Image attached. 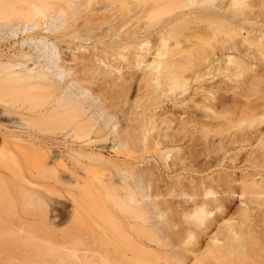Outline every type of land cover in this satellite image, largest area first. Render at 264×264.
<instances>
[{"label": "bare ground", "instance_id": "obj_1", "mask_svg": "<svg viewBox=\"0 0 264 264\" xmlns=\"http://www.w3.org/2000/svg\"><path fill=\"white\" fill-rule=\"evenodd\" d=\"M0 264H264V0H0Z\"/></svg>", "mask_w": 264, "mask_h": 264}, {"label": "rangeland", "instance_id": "obj_2", "mask_svg": "<svg viewBox=\"0 0 264 264\" xmlns=\"http://www.w3.org/2000/svg\"><path fill=\"white\" fill-rule=\"evenodd\" d=\"M93 7L99 10V5H94ZM82 45L86 46L88 48V51L83 52L82 50L73 49L71 52L78 54V56L82 54H87L88 52H94V49H92V45H94L93 43L87 41L84 44L82 43ZM98 49L100 48L98 47ZM61 51L64 52L66 56L69 53V50H65L64 48H62ZM101 76L104 77V80L100 79L98 81V85L101 87L104 93L109 95L112 94L113 91H116L118 89V81L113 76H108L106 72ZM88 113L94 114L96 118H98V122L100 125H103V119L107 120L108 122L104 125V131L108 132L109 129H113L112 133L106 135V137H104L105 139L102 141H97L93 143L91 142L87 144L88 146L83 144L85 146H83L84 148L82 156L75 158L74 160H70L68 158L69 154H66L62 151L65 149V147L62 145L58 147V151L62 153H54L53 147L51 149V156H54L53 158L57 159L60 155L63 164L68 166L79 179H87L88 181L94 183L109 184L114 182L116 178L112 170L108 168L107 163L117 162L122 159V155L117 153L120 151L115 150L116 145L111 148L112 145L117 141L116 133H114V130L122 128L125 122L120 121L116 123L115 120L108 114V112L104 110V103L100 100H97L95 102L93 109H89ZM64 143H66L69 148H74V146H70L68 141H65ZM131 156L140 158V153L136 152L131 154ZM143 157L147 156L144 155ZM62 176L63 178H66L65 176H67V174L65 173L64 175L63 173ZM47 197L49 199V202L47 204V210L51 211L52 209H55L63 215L62 221H59L57 223L61 224L59 228H62L63 225L66 224V220L70 219H68V217L72 212L71 207H73V202H70L69 196L64 193V188L58 185H53L49 188ZM54 214L55 213H52L50 219L53 218ZM67 223L69 224L68 221Z\"/></svg>", "mask_w": 264, "mask_h": 264}]
</instances>
